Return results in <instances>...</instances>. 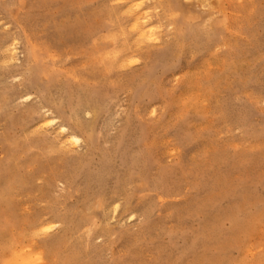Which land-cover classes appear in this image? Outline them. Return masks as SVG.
<instances>
[{
    "label": "rangeland",
    "instance_id": "1",
    "mask_svg": "<svg viewBox=\"0 0 264 264\" xmlns=\"http://www.w3.org/2000/svg\"><path fill=\"white\" fill-rule=\"evenodd\" d=\"M13 261L264 264V0H0Z\"/></svg>",
    "mask_w": 264,
    "mask_h": 264
},
{
    "label": "bare ground",
    "instance_id": "2",
    "mask_svg": "<svg viewBox=\"0 0 264 264\" xmlns=\"http://www.w3.org/2000/svg\"><path fill=\"white\" fill-rule=\"evenodd\" d=\"M138 6H139V5H138ZM142 12H143V11H142ZM169 12H170V11H169ZM148 17H149V16H148ZM148 21H150V19H149ZM156 21H157V20H156ZM150 22H151V21H150ZM123 25H124V24H123ZM127 25H128V24H127ZM141 25H142V21H141ZM148 26H149L148 23H144V24H143V27L141 26V27H142V31H141V34H142V35H145L146 33H149V30L146 29ZM121 34H122V32H121ZM149 34L152 36V35L154 34V32L151 30ZM123 35H124V34H123ZM184 36H185V35H184ZM129 45H130V44H129ZM127 46H128V45H127ZM11 55H12V54H11ZM11 55H10V56H11ZM10 56H9V57H10ZM113 64H114V63H113ZM94 108H96V107L94 106ZM75 112H76V111H75ZM63 127H64V126H63ZM78 136H79V135H77L75 132L69 134V138H70V140L79 141V137H78ZM13 241H14V240H13ZM6 244H7V243H6ZM16 252H17V251H16ZM23 252H26V251H23ZM17 253H19V252H17ZM26 253H27V252H26ZM26 253H25V256H26ZM27 254H28V253H27ZM17 255H19V254H17ZM17 255H16V253H15V255H14V259H15V260H16L15 256L18 257ZM21 256H22V255H21ZM12 257H13V256H12ZM28 257H29V255H28ZM12 259H13V258H12ZM14 259H13V260H14ZM17 259H18V258H17ZM27 260H28V259H27ZM27 260H26V257L24 258V256H23L22 261L26 263ZM18 262H19V261H18ZM30 262H31V261H30ZM14 263H16V262L13 261V264H14ZM10 264H12V263L10 262ZM34 264H35V263H34ZM37 264H38V263H37Z\"/></svg>",
    "mask_w": 264,
    "mask_h": 264
}]
</instances>
